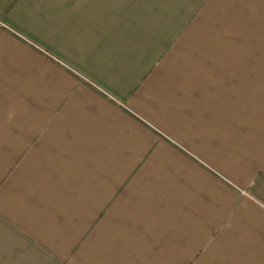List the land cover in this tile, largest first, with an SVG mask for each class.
<instances>
[{
    "label": "crops",
    "instance_id": "crops-1",
    "mask_svg": "<svg viewBox=\"0 0 264 264\" xmlns=\"http://www.w3.org/2000/svg\"><path fill=\"white\" fill-rule=\"evenodd\" d=\"M0 264H264V0H0Z\"/></svg>",
    "mask_w": 264,
    "mask_h": 264
}]
</instances>
